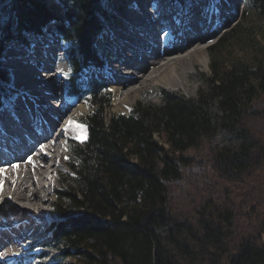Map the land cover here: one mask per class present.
I'll return each instance as SVG.
<instances>
[{"label": "trees", "instance_id": "16d2710c", "mask_svg": "<svg viewBox=\"0 0 264 264\" xmlns=\"http://www.w3.org/2000/svg\"><path fill=\"white\" fill-rule=\"evenodd\" d=\"M108 1L0 0V55L50 28L66 44L70 95L92 108L86 142L67 144L72 175H58L49 233L60 260L264 264V0H248L246 23L209 47L196 100L161 89V105L106 117L112 94L96 73ZM10 83L0 65V106ZM218 130L240 143L212 148Z\"/></svg>", "mask_w": 264, "mask_h": 264}, {"label": "bare ground", "instance_id": "6f19581e", "mask_svg": "<svg viewBox=\"0 0 264 264\" xmlns=\"http://www.w3.org/2000/svg\"><path fill=\"white\" fill-rule=\"evenodd\" d=\"M143 2L117 0V11L123 20L117 23L119 28L115 27L110 38L118 57L107 66L115 90L112 102L115 110H125L130 100L154 86L190 93L196 89L195 64L207 65L204 42L214 32L203 29L210 27L213 20L203 13L196 32L189 27L198 19L200 9H204L202 5L197 7L196 15V2L184 12L178 8L171 10L179 19L180 31L176 33L166 14L170 10H146ZM231 3L237 5V0ZM56 45L54 39L42 38L41 43L35 42L29 49L15 43L4 52L5 63L12 69L20 95L17 101L14 99L13 107L0 115V137L13 127L21 130L23 127L24 132L22 136L7 133L14 140L12 143L7 140L9 148L0 142V155L5 158L0 161L3 169L0 174V264H11L15 254L21 253L18 257L22 258L31 251L30 246L18 248L26 241L19 232L25 229L31 233L42 223L43 209L53 190L49 174L62 158L56 141L66 142L68 137L78 134L75 125L66 133L63 130L70 120L78 124V115L85 108L84 104L75 106L66 101V93L62 99L57 95L62 89L59 85L63 66L54 63L60 56V49H54ZM41 56L46 62L44 65L38 61ZM104 69L105 66L103 74ZM59 105H63L62 109L57 108ZM85 141L86 134L82 143Z\"/></svg>", "mask_w": 264, "mask_h": 264}, {"label": "rangeland", "instance_id": "374dc122", "mask_svg": "<svg viewBox=\"0 0 264 264\" xmlns=\"http://www.w3.org/2000/svg\"><path fill=\"white\" fill-rule=\"evenodd\" d=\"M194 2L197 3L194 15H196V13L198 12L197 10H199V9H197V7L202 5L204 9H202V10L200 9L199 13L200 14L203 13V10H204L206 16H208L209 18H212V20H213L210 27L207 26L203 30H205V31L209 30L210 33L214 32V34H212L204 42V44H206V46H207V48H206L207 65H204L201 63L195 64V65H197V66H195L196 72L194 73L196 89L190 93H186L182 90H171L167 87L154 86L150 90L142 92L136 98L130 100L129 103L126 105L125 110H115L113 108L112 102H113V99L115 97V90L113 88V83L111 81V75L107 69V66H109V64L111 62H113L118 57V55L116 54L117 48L115 46H113V43H112L110 37H111V34L114 33L115 27H117V25H118L117 23H119L121 20H123L122 19L123 15L118 13L119 10L117 11V6H116L117 0H109L105 4L106 10H108V12H110V15L112 16V23L113 24H112V30L107 31L106 35L103 37L102 42H104L105 45L112 47V51H111V49L107 50L108 48L103 47V44H100L102 55L104 56L106 61L104 64V66H105L104 74L97 72L96 78L99 79V81L104 82L106 84L105 85L106 89L108 91H110L112 94L111 105H110V108L106 110V117H108L109 115H120V114L121 115H128L133 111L136 104H141V105L152 104L155 106L161 105L162 102H161V98L159 95V90H161V89L168 91V92L175 93V94L182 96L185 99H189V100H196L197 99V93L200 91L206 90L205 81L208 79V76H209L208 49H209V47L213 46L218 40L224 38L225 36L230 34V32L236 30L238 28V26L242 25L243 23H246V20L248 18V14H247L248 13V0H237V5H233L231 3V0H189L183 4L182 3L172 4V5H170L168 10L171 11L172 9L178 8L179 11L182 10V12H184L185 9L186 10L189 9V6H191V4ZM205 5H207V6H205ZM207 7L211 8V9L209 10ZM211 10H212V12H211ZM123 11L125 12L126 10L124 9ZM179 11H178V13H179ZM199 13L197 15H199ZM209 13H212V14H209ZM168 14H169V12H168ZM0 21H4V19L0 18ZM46 30H47V28L45 29L44 33L46 32ZM192 30H194V29H192ZM194 32H196V31L194 30ZM44 36H45V34H44ZM32 38H33V36L27 35L25 39H26V41H29ZM52 38L61 47V41L58 40V38H54V37H52ZM12 44H15V42H13L11 44H7L6 47L4 48V52ZM58 45L54 46V49L59 50L60 47L58 48ZM4 52H2L0 55V65H1V68L7 69L9 71V73L11 74V83L9 85H4L2 88L8 95L11 96V98L13 100L15 99L17 101L20 93H18L19 92L18 88L15 86V83H14V74L7 67V66H9V64L7 65V63H5ZM108 52H110V54L113 55V58H108V56L110 55ZM59 53H60V56L58 57V59L54 60L55 61L54 63L58 67L63 66V68H60L62 71V77L63 78H62V81L60 82V85H59L60 88L63 89L64 86L67 87L66 79H68V77L70 76V70H69V65L67 63V59H65L63 57L64 54H62V52H59ZM235 56H239V53H235ZM35 70L38 71V68ZM62 89H61V91L57 92V95H60L61 99H62V94H63ZM81 97H83V96H81ZM84 97L88 99L87 96H84ZM85 98H82L80 102H76L75 99H71V98L69 100L66 99V101L72 102L75 106L82 105V104L85 105L84 110L78 115L79 116L78 117V121H79L78 124H82L83 126H84V124H83L84 118L92 110L91 105L88 103V101ZM62 107H63V105L57 106V108H59V109H62ZM211 108L214 111L218 110V108L215 104H211ZM84 128H85V126H84ZM77 131L79 132L78 129H77ZM85 134H86V139H87L86 128H85ZM58 140H59V142H58ZM58 140L56 141L57 142L56 144L60 145L62 158H60L59 163L57 164V167L54 169V172H55L54 176L55 175L56 176H55V183H54V186L52 188L53 190H52L51 194L49 193V190H46V192L49 193V203H46V205L44 206L45 207L43 209L44 210V217H43L42 223L38 225L36 231H32L31 233H27V231L25 229H23L22 232H19V234L21 233V236L26 237V241H25L26 244L24 243L23 246L18 245V248H22L24 246H26V247L30 246L31 251L25 257L22 255L23 256L22 258L18 257L19 255H21V253L15 254V257H14L11 264H16L17 260H19V264H67L68 262L72 261V260L64 259V261L62 262L60 260L61 259V252L63 249H62V247L57 246L55 243H53V241L51 240L49 230L51 228V223L54 221L52 209H53V204L55 203V200H56V192L60 191V189H61L60 183L58 181V175L59 176H60V174L61 175L62 174L68 175V176L72 175L68 166H71L73 164V159L69 153V150L67 149V144L69 142L68 146H70V144H73V143L78 144V145H81L83 143H79L78 141L73 139V137H68L66 139L67 140L66 142L63 139L62 140L58 139ZM239 143H240V140L238 138H235V137L229 135L224 130H218L210 137V146L212 148H216V149H219V148L235 149ZM65 157H68V159H65ZM51 173H52V171H51ZM49 177L51 180L53 179L52 174H49ZM41 253H45L46 255L41 256L40 255ZM17 257H18V259H17Z\"/></svg>", "mask_w": 264, "mask_h": 264}, {"label": "snow or ice", "instance_id": "6c2138e0", "mask_svg": "<svg viewBox=\"0 0 264 264\" xmlns=\"http://www.w3.org/2000/svg\"><path fill=\"white\" fill-rule=\"evenodd\" d=\"M75 125V127L79 130L78 134L73 137V139H76L79 142H83L85 139V128L82 124H76L74 121H69L68 125L64 128V132L66 133L69 128H72ZM65 159H68V157H65ZM59 163V161H57ZM16 167V166H13ZM3 173V169H0V174ZM0 191H2V183H0Z\"/></svg>", "mask_w": 264, "mask_h": 264}]
</instances>
